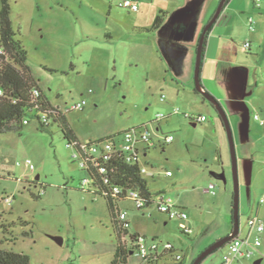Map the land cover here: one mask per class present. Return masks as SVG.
I'll list each match as a JSON object with an SVG mask.
<instances>
[{"label":"rangeland","instance_id":"rangeland-1","mask_svg":"<svg viewBox=\"0 0 264 264\" xmlns=\"http://www.w3.org/2000/svg\"><path fill=\"white\" fill-rule=\"evenodd\" d=\"M123 1L8 3L34 79L49 101L67 113L78 139L104 141L137 127L152 132L155 147L142 159L154 173L146 178L148 187L160 194L157 202L163 197L187 213L185 224L193 233L183 234L179 222L169 221L158 204L139 211L128 199L119 207L127 212L131 234L170 244L193 264L233 229L229 136L217 110L195 90L198 45L222 0H133L139 12L124 9ZM263 4L228 3L226 12L238 14V20L224 65L227 79H216L223 99L207 90L221 103L233 132L241 235L247 234L252 215L264 222V205H259L264 198V126L254 119L255 114L264 118V44L258 51L243 48L253 37L249 19L256 30L264 18ZM157 16L164 23L154 31ZM239 70L248 77L238 76ZM83 101V110L69 111ZM201 116L203 123L190 119ZM26 119L29 124L20 132L0 134V249L27 255L31 264H111L118 241L107 201L82 186L88 175L73 159L74 150L58 125L41 127L36 114ZM165 136L174 141L165 144ZM211 185L215 194L207 191ZM261 240L264 252V234ZM228 249L224 246L201 264H222ZM260 261L264 264V258Z\"/></svg>","mask_w":264,"mask_h":264},{"label":"built area","instance_id":"built-area-1","mask_svg":"<svg viewBox=\"0 0 264 264\" xmlns=\"http://www.w3.org/2000/svg\"><path fill=\"white\" fill-rule=\"evenodd\" d=\"M264 0H254L257 7ZM121 6L124 9H128L132 12L140 11V4L133 0H124ZM249 29L253 31L255 22L253 19H249ZM246 50L251 48V43L248 41L243 46ZM0 55L5 56L6 60H9L6 54L5 47L0 45ZM2 95V91H0ZM32 99L35 102V108L42 110L43 107L39 104L41 92L38 89H33L31 92ZM52 104V103H51ZM53 105V104H52ZM86 102L76 104L70 108L69 111L83 110ZM54 109L60 113L67 114L60 107L53 105ZM51 114H55L52 110L45 111V114L40 116V123L49 126L52 123L50 117ZM178 114V112H176ZM188 117V116H187ZM158 119H161L160 117ZM190 119L195 123H203L205 116ZM254 119L264 126V118L259 114H255ZM24 124H29L28 120L24 121ZM154 135L147 127H137L130 130H126L119 134V137H112L104 141L92 142V141H75L72 143L71 148L74 150L73 159L80 161V167L88 175V178L84 180L82 186L89 188L94 192H100L98 187L95 186L98 175H107V172H113V161H122L128 165H138L141 176L146 179L147 177H154V173L142 165V159L146 157L149 150L155 147ZM165 144H170L174 141L173 136H165L163 138ZM161 143V142H159ZM30 169H34V165L30 160L26 162ZM109 169V170H108ZM167 176H172L171 172H167ZM94 177V178H93ZM103 185L106 187L110 184L108 177L102 178ZM215 186H210L207 191L215 194ZM124 189L111 185L109 193L113 198L122 196ZM126 199H131L139 211L148 208L149 198L140 191L129 190L126 191ZM107 194V192H104ZM108 195V194H107ZM152 197V201L158 204V210L160 213L166 215L169 221H178L180 225V231L185 235L192 234L193 229L189 228L185 222L188 220V215L185 211L177 208L175 205L166 203L164 198L161 197L159 202ZM9 201V200H8ZM259 204H264V198L260 200ZM120 219L122 221H128L127 212L121 210ZM248 232L246 235L240 234L233 238L228 244L229 249L224 254L222 264H241L245 260H250L253 257H263L261 252L262 240L261 236L264 234V223L259 219L257 215H252L247 223ZM255 236V237H254ZM123 244H127L129 241L126 237L122 238ZM135 248L131 253V259L129 264H173L174 262H180L185 258V255L170 245L163 244L160 241H149L146 237L139 234L137 240L131 243Z\"/></svg>","mask_w":264,"mask_h":264},{"label":"trees","instance_id":"trees-1","mask_svg":"<svg viewBox=\"0 0 264 264\" xmlns=\"http://www.w3.org/2000/svg\"><path fill=\"white\" fill-rule=\"evenodd\" d=\"M229 2L230 0L225 2L224 8ZM163 23L164 17L157 16L153 30L158 31ZM210 31L211 29L206 34L203 44L202 68ZM0 45L5 47L6 54L9 57L7 61L5 56L0 55V91H2V95H0V134L20 132L25 125L24 121L27 120V115L36 114V119L41 127H49L53 124L58 125L69 146L75 141H80L70 127L66 118L67 115L54 109L39 86V83L34 79L32 71L27 64V51L18 34L13 29L8 0H2V10L0 11ZM33 89H38L41 92L39 104L43 107L42 110L35 108V102L31 96ZM210 104L213 106L212 103ZM49 109L55 114L50 115L52 123L49 126H45L40 123V116L45 114V111ZM111 164L113 165V172L108 169L109 172H107L106 176L97 174L95 186L98 187L100 192L95 191V194L107 201L112 216L114 233L118 241L115 258L111 264H129L131 253L135 250L131 243L137 240L139 234H131L130 223L120 219L121 209L119 202L127 200L126 191L135 190L146 194L149 198L148 207H150L155 204L152 201V197L156 198L160 194H156L157 196H155L150 191L148 182L141 176L138 165H128L122 161H113ZM105 177H108L110 180V184L106 187L102 181V178ZM111 185L123 188L124 192L122 196L113 198L109 193ZM104 192H107L108 195L104 194ZM124 237L129 241L127 244H123L122 242V238ZM0 264H31V262L27 255L0 249ZM173 264L187 263L184 258L182 261L174 262Z\"/></svg>","mask_w":264,"mask_h":264},{"label":"crops","instance_id":"crops-1","mask_svg":"<svg viewBox=\"0 0 264 264\" xmlns=\"http://www.w3.org/2000/svg\"><path fill=\"white\" fill-rule=\"evenodd\" d=\"M226 7L224 8V11H222L217 22L211 28V31L208 37L205 58L203 62L204 65H203L202 84L206 90L213 93L219 99H223V97H222L220 88L218 87V84H216V79L218 78L220 81L221 79H224V80L227 79L226 76L228 74V70L226 69L224 65L228 62L226 58H227V55L230 49V42H231L230 40L232 39V36H234L236 32L235 31V28L237 27L236 20H238L237 18L238 14H233V15L228 14L226 12L227 11ZM263 7H264V4H263ZM259 8H261V6ZM235 10H237L238 12V9H235ZM248 27H249V24H248ZM251 32H253L252 41L251 42L249 41L251 43V48L253 47L255 51H258V49L261 48L262 45L264 44V18L259 19L257 29L256 30L254 29ZM239 75L243 76L244 78L248 77V74L244 72L243 70H239L238 76ZM242 111L246 113L245 116L248 115V112H246L247 110L245 106ZM259 205L261 206L264 204H259ZM262 254H263V257L258 258V260L256 261V264L261 263L260 260L264 258V252H262ZM241 264H244V263L241 262Z\"/></svg>","mask_w":264,"mask_h":264},{"label":"water","instance_id":"water-1","mask_svg":"<svg viewBox=\"0 0 264 264\" xmlns=\"http://www.w3.org/2000/svg\"><path fill=\"white\" fill-rule=\"evenodd\" d=\"M227 0H222L217 12L215 13L214 17L211 19V21L208 23L206 28L204 29L198 49H197V59H196V70H195V90L197 93H199L205 100L212 103L214 108L217 110L221 117V121L223 125L225 126L230 146H231V152H232V160H233V175H234V182H235V194H234V201H233V229L224 238L218 240L216 243L211 245L209 248H207L202 254L195 260L193 264H201L207 257H209L211 254L216 252L217 250L223 248L224 246L228 245L233 238L238 236L240 234V221H239V210H240V197H239V172H238V162H237V155H236V149H235V142L233 138V132L229 123V120L227 118L226 112L223 109L221 103L219 100L214 97L211 93H209L205 87L202 84L201 80V70H202V57H203V44L205 40V36L208 33V31L213 27V25L217 22L219 19L224 4ZM245 132L247 136H249V130H250V119L249 116H245V122H244ZM39 179V177L37 178ZM60 243L62 242L61 239H57Z\"/></svg>","mask_w":264,"mask_h":264}]
</instances>
